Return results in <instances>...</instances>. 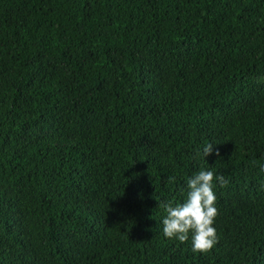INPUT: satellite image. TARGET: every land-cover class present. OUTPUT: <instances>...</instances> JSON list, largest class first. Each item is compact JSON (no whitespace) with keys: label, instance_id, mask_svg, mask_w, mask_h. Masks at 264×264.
Here are the masks:
<instances>
[{"label":"trees","instance_id":"16d2710c","mask_svg":"<svg viewBox=\"0 0 264 264\" xmlns=\"http://www.w3.org/2000/svg\"><path fill=\"white\" fill-rule=\"evenodd\" d=\"M262 167L264 0H0V264H264ZM200 170L207 253L162 231Z\"/></svg>","mask_w":264,"mask_h":264},{"label":"clouds","instance_id":"9594fccd","mask_svg":"<svg viewBox=\"0 0 264 264\" xmlns=\"http://www.w3.org/2000/svg\"><path fill=\"white\" fill-rule=\"evenodd\" d=\"M213 154L217 157L220 155L218 149L214 151L212 143L205 145L202 152H197V156L202 155L204 158ZM261 171H264V167ZM172 179L174 178H170V182ZM214 181L221 188L229 183L223 175H214L210 170H200L187 180L188 191L182 203L173 205V202L169 201L163 204L166 213L162 221L163 235L185 243L191 233L193 253H207L218 242L216 229L213 227L218 215Z\"/></svg>","mask_w":264,"mask_h":264}]
</instances>
